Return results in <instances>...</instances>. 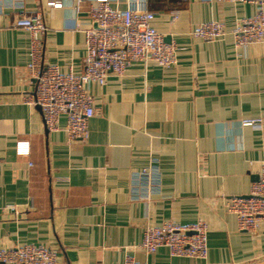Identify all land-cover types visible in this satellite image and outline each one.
I'll return each instance as SVG.
<instances>
[{"label":"crops","instance_id":"0c3cea01","mask_svg":"<svg viewBox=\"0 0 264 264\" xmlns=\"http://www.w3.org/2000/svg\"><path fill=\"white\" fill-rule=\"evenodd\" d=\"M16 2L0 4V249L51 247L58 264H121L127 255L143 264H264V226L242 231L226 207L249 195L264 162V42L237 48L231 33L211 42L191 34L211 20L231 31L256 6L149 0L153 25L179 48L177 62H135L106 85L91 84L97 111L79 142L69 141L66 117L47 131L41 109L24 103L33 90L30 33L17 23L43 11L45 62L81 73L82 29L94 26L88 4L76 14L73 0ZM255 118L261 127L243 125ZM148 167L158 173L142 199L134 185ZM200 219L209 227L206 259L140 248L148 224Z\"/></svg>","mask_w":264,"mask_h":264},{"label":"built area","instance_id":"2783aa9c","mask_svg":"<svg viewBox=\"0 0 264 264\" xmlns=\"http://www.w3.org/2000/svg\"><path fill=\"white\" fill-rule=\"evenodd\" d=\"M17 0H0V4L16 5ZM76 14L88 4L87 14L94 26L81 27L85 34L86 57L81 73L72 69L62 71L57 64L45 62L43 36L47 25L43 11L20 14L17 25L30 33L28 64L33 90L23 98L24 103L41 108L48 131H58L60 119L66 117L65 131L69 141L85 142L89 137L90 119L96 115L95 98L91 84L106 85L110 74L123 76L135 62L154 63L163 68L176 64L178 46L167 42L153 25L155 13L149 8V0H73ZM252 3L256 12L242 19L231 31L221 21H206L196 26L191 34L204 41H218L231 33L235 46L243 48L264 42V0H225ZM122 4L127 5L122 7ZM177 17V11H174ZM76 28L79 24L76 23ZM262 119L255 118L243 125L261 127ZM27 142H20L18 152L28 153ZM158 171L148 167L138 173L135 191L139 198L148 199ZM141 191V192H139ZM226 207L237 218L242 231L255 232L264 226V162L259 179L252 184L247 196L226 199ZM209 227L200 219L196 223L182 225L166 221L161 225L148 224L143 233L140 248L146 254H154L166 247L171 256L206 259L209 254ZM56 249L38 245H15L0 249V264H58ZM121 264H143L133 255H127Z\"/></svg>","mask_w":264,"mask_h":264},{"label":"water","instance_id":"95a60500","mask_svg":"<svg viewBox=\"0 0 264 264\" xmlns=\"http://www.w3.org/2000/svg\"><path fill=\"white\" fill-rule=\"evenodd\" d=\"M37 108L41 109L39 106H37ZM47 131H48V129H47Z\"/></svg>","mask_w":264,"mask_h":264}]
</instances>
